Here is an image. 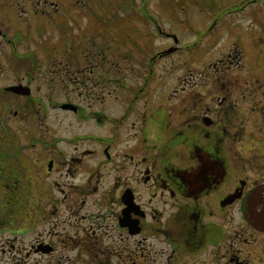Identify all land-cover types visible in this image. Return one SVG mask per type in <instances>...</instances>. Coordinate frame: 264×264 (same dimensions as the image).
Segmentation results:
<instances>
[{"label": "flooded vegetation", "instance_id": "af4514ba", "mask_svg": "<svg viewBox=\"0 0 264 264\" xmlns=\"http://www.w3.org/2000/svg\"><path fill=\"white\" fill-rule=\"evenodd\" d=\"M28 5L30 10L19 1L0 0V120L28 119L38 106H54L79 119L86 111L75 100L84 94L95 105L86 118L103 131L88 136L95 139V150L62 161L50 152L48 173L57 163L67 178L84 165L83 155L96 157L87 168L88 181L95 177L98 211L87 230L90 242L83 244L78 233L62 235L63 247L79 251L68 261L264 264V0L223 3L226 19L211 41L225 36L219 56L189 66L177 82H165L160 74L155 83L154 72L148 79L145 67V18L134 20L139 29H133L128 2L63 3L65 10L57 13V44L47 50L46 65L43 59L40 65L35 62L34 35L37 20L44 24L37 32L49 29V21L40 18L34 2ZM77 11L90 15L95 30L87 23L86 32L76 35L79 24L72 16ZM206 29L194 33V52L208 43L201 38ZM138 32L139 49L133 55L131 37ZM118 38L126 39L121 42L129 51L114 45ZM37 79L44 81L46 98L39 95ZM156 83L159 87H152ZM60 90L65 96L55 98ZM108 101L111 110L101 107ZM68 105L76 109L63 108ZM6 175L0 168V183ZM101 234L111 240L108 245ZM158 245L162 258H152ZM85 250L90 251L87 259ZM56 252L53 232L46 229L27 255L51 264Z\"/></svg>", "mask_w": 264, "mask_h": 264}, {"label": "rangeland", "instance_id": "374dc122", "mask_svg": "<svg viewBox=\"0 0 264 264\" xmlns=\"http://www.w3.org/2000/svg\"><path fill=\"white\" fill-rule=\"evenodd\" d=\"M14 1H19L20 7L28 10L31 9L28 3L34 2L36 12L43 14L40 15V18L49 21V29L44 30V33L38 36L37 29L44 24L37 20L35 23L36 34L34 35L37 55L35 62L40 65L39 63L43 59V65H46L48 62V59L45 61V57L48 56L47 50L57 44V34H59L57 23L60 20H57V13L59 10H65L62 4L76 1L85 3L93 0ZM109 1L104 0L105 3ZM112 1L125 2L124 0ZM231 1L233 0H199L197 2L193 0H128L126 13L133 20L131 23L133 29H139V21L134 20L145 18L143 24L146 23V33L142 38L147 78L149 79L148 76H151L150 71H153L154 83L160 82L156 78L160 74L163 75L165 82H177L184 76L181 72L186 71L189 66H202L219 56L226 43L225 36L221 37L220 41H211L216 37L215 34H220L221 21L226 19V15H221L222 5ZM46 3L47 5H45ZM83 11L88 13V10ZM105 11L107 12V10ZM80 12L77 11V14H73L72 17L77 18L75 21L79 24L76 35L82 36L87 30L86 24L89 23V30H95V23L88 21L90 15ZM123 12L124 10H120L122 15ZM19 13H21L20 19L24 18L26 21L27 16L22 15L23 10H19ZM234 15H239V12ZM105 17H107V13H105ZM117 17H119L118 14ZM206 25L207 29L201 38H206L207 42L213 46L210 48L207 46L208 43L203 42L202 45L199 44V47L195 48L194 52L192 44L195 39H198V37L195 38L194 33L202 30ZM88 34H90L89 31ZM167 35L176 37L177 43L175 39H171ZM44 39H48L47 43ZM136 39L140 41L139 32L136 36L132 35L131 37L133 55L139 49L135 43ZM122 40L126 39L118 38L121 44L115 43L114 45H122L123 50L129 51L127 46L121 42ZM57 49V46L54 47V50ZM163 72L164 74H162ZM43 84L44 81L41 79H37L35 82L37 86ZM152 87L159 86L156 83ZM47 91L41 86L39 95L46 98ZM49 92L51 91L49 90ZM56 94L55 98L61 99L65 96L62 90L59 94L56 91ZM157 96V94L153 95V97ZM75 102L85 108L86 114L82 118L78 119L76 115L66 113L60 108L55 109L54 106H38L35 115L28 119L22 121L11 119L9 122L0 120V168L3 173L8 174L0 183V216H2L0 219V264L48 263L47 259L40 256L27 255L31 243L40 237L46 229L52 230L53 240L57 244V252L50 259L51 264H75L68 259L77 256L79 251L76 248H67L66 245L63 247L60 238L65 233L70 235L78 233L83 244L90 242L88 231H91L90 225L94 224V211L95 214L98 211L94 207L97 199L93 192L95 177L88 181L90 173L87 168L94 165L96 157L94 158L89 153L83 155L84 165L80 163L79 171L75 177H62L63 167L60 168L57 163L53 172L48 173L47 170L52 150L61 157V161L64 156L81 155L82 151L95 150V139L88 136H95V132H103L95 127L92 120L86 118L89 117L87 115H90L91 111L95 110V105L90 106L91 101L85 100L84 94L79 96ZM106 104L105 107L102 105L101 107L111 110L109 101ZM9 116L12 118V113H8V119H10ZM30 132L33 135L29 134ZM77 136L80 138L72 140ZM49 145L54 146L51 148ZM13 148L16 151H12ZM75 148L77 149L75 150ZM75 172L73 171V173ZM65 196H68V199H65ZM68 205L71 207L69 208ZM110 236L111 238L117 236L118 240L117 233L111 232ZM100 239L105 244L111 241L102 234ZM133 240L132 251L134 253L136 247L134 242L136 241ZM86 249H88L87 246ZM160 252L158 245L151 251L152 258H162ZM89 253L90 251L86 253L85 250L83 258L89 257ZM116 257L112 256L114 260Z\"/></svg>", "mask_w": 264, "mask_h": 264}, {"label": "water", "instance_id": "95a60500", "mask_svg": "<svg viewBox=\"0 0 264 264\" xmlns=\"http://www.w3.org/2000/svg\"><path fill=\"white\" fill-rule=\"evenodd\" d=\"M63 108H70V109H73V110H75L76 109V107L75 106H63Z\"/></svg>", "mask_w": 264, "mask_h": 264}, {"label": "trees", "instance_id": "16d2710c", "mask_svg": "<svg viewBox=\"0 0 264 264\" xmlns=\"http://www.w3.org/2000/svg\"><path fill=\"white\" fill-rule=\"evenodd\" d=\"M124 1H128V0H124ZM97 2H104V0H97ZM110 2H113L112 0H110ZM123 2V1H122Z\"/></svg>", "mask_w": 264, "mask_h": 264}]
</instances>
